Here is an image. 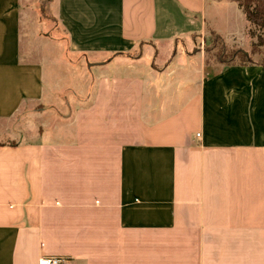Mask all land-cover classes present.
Wrapping results in <instances>:
<instances>
[{
    "label": "crops",
    "instance_id": "obj_1",
    "mask_svg": "<svg viewBox=\"0 0 264 264\" xmlns=\"http://www.w3.org/2000/svg\"><path fill=\"white\" fill-rule=\"evenodd\" d=\"M233 0H0V264H264V65Z\"/></svg>",
    "mask_w": 264,
    "mask_h": 264
},
{
    "label": "trees",
    "instance_id": "obj_2",
    "mask_svg": "<svg viewBox=\"0 0 264 264\" xmlns=\"http://www.w3.org/2000/svg\"><path fill=\"white\" fill-rule=\"evenodd\" d=\"M238 3V5L243 9L246 19L249 24L264 27V0H233ZM211 36L217 42H221L222 51L217 59V61L230 64L234 62L236 59L240 62H248L252 61L251 54L255 51L258 45L264 46V40L262 38H258V45L256 43L251 44V52L250 54L242 49H234L231 53V56L228 59H224V53L226 51V46L223 42V39L215 32H211ZM215 45L213 43L212 47ZM262 65H264V59L261 60Z\"/></svg>",
    "mask_w": 264,
    "mask_h": 264
},
{
    "label": "rangeland",
    "instance_id": "obj_3",
    "mask_svg": "<svg viewBox=\"0 0 264 264\" xmlns=\"http://www.w3.org/2000/svg\"><path fill=\"white\" fill-rule=\"evenodd\" d=\"M46 0H39V2H44ZM249 35L252 38V43H256L258 45V38H262L264 40V27H258L255 25L250 24L249 27ZM213 43H215V45L212 47ZM251 43V44H252ZM205 49L207 51V53L209 54V57L213 60V61H217V59L219 58L221 51H222V47H221V42H217L213 39V37H210V43L205 46ZM234 49H227L224 53V59H228L231 56V53ZM251 52V47L249 48V54ZM255 57L259 60H263L264 59V46L263 45H258L255 49V51H253V53L251 54V58Z\"/></svg>",
    "mask_w": 264,
    "mask_h": 264
},
{
    "label": "built area",
    "instance_id": "obj_4",
    "mask_svg": "<svg viewBox=\"0 0 264 264\" xmlns=\"http://www.w3.org/2000/svg\"><path fill=\"white\" fill-rule=\"evenodd\" d=\"M66 260L64 256H42L38 259V264H65Z\"/></svg>",
    "mask_w": 264,
    "mask_h": 264
}]
</instances>
